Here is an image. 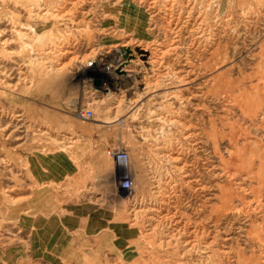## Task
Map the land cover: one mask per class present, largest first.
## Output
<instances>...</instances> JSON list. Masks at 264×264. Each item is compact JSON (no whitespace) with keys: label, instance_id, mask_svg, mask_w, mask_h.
<instances>
[{"label":"rangeland","instance_id":"1","mask_svg":"<svg viewBox=\"0 0 264 264\" xmlns=\"http://www.w3.org/2000/svg\"><path fill=\"white\" fill-rule=\"evenodd\" d=\"M38 1L0 0V264H264V0H44L51 14L35 17ZM40 56L61 76L26 64ZM133 68L139 88L104 91L107 70ZM89 90L122 106L85 108ZM162 128L180 170L146 138ZM115 148L130 154L126 192ZM152 165L169 181L161 212L208 252L131 220L126 197H149ZM42 213L65 223L39 227Z\"/></svg>","mask_w":264,"mask_h":264},{"label":"bare ground","instance_id":"2","mask_svg":"<svg viewBox=\"0 0 264 264\" xmlns=\"http://www.w3.org/2000/svg\"><path fill=\"white\" fill-rule=\"evenodd\" d=\"M43 1L44 0H39L38 2H42V3H38L37 4V7H33L30 9V14H32L33 16L35 17H43L44 15H48L50 13V10L48 9V7H45L44 4H43ZM65 6V5H64ZM43 13V11H45ZM57 10V9H56ZM60 14H61V11L59 10L58 11ZM57 13V12H55ZM51 14V13H50ZM214 24V23H213ZM16 27V33L21 37V38H29V31L31 27L27 26V25H23L22 23L21 24H17V26H14ZM23 29H27V30H23ZM7 42V41H6ZM4 42V43H6ZM24 43V42H23ZM25 44L28 46L30 44H28V42H25ZM23 44V46L25 45ZM5 45V44H4ZM32 46V45H30ZM22 47V46H21ZM47 47V46H46ZM52 48V47H51ZM7 53V52H6ZM107 53H110L107 52ZM97 54V53H96ZM7 55V54H6ZM50 55V54H49ZM55 55V54H54ZM50 58V57H49ZM52 58V57H51ZM49 60V59H48ZM47 60V56L44 57V56H40L38 57L37 59H30V60H26L28 61L29 63H26L28 65H32V64H35V63H40V64H44L45 63H49V66H45V70L47 71L46 67H49V70L52 72V73H55V75L59 76L60 73L64 68H63V65H61L59 62H58V59L57 60ZM62 63V62H61ZM90 66H94L95 69H101V67H99V60L97 57H94L93 58V61L90 63L87 62L86 65H84L82 69H84V73L85 75L87 73H89V70ZM81 67V66H79ZM133 67V66H132ZM135 67V66H134ZM6 70V69H5ZM44 70V71H45ZM65 70V69H64ZM7 71V70H6ZM8 72V71H7ZM10 72V71H9ZM131 74L129 76H117L114 72L110 71V70H107V74H105V78H106V85L109 87L107 88H104L105 92H109L111 93V91H115L118 90V88H121L119 86H123L125 83H128V89L130 88H134L135 89L138 87L141 86V79H139V73H140V70L138 68H133V70L130 71ZM2 74V73H1ZM47 74H49L47 72ZM6 76V75H5ZM4 76V77H5ZM61 76V75H60ZM139 79V80H138ZM0 82L6 84L7 86H10V84L8 85L6 83L5 80H0ZM25 82V81H24ZM28 82V81H27ZM155 86V85H154ZM87 87V86H86ZM113 87V89H112ZM156 87V86H155ZM155 87H152L151 85L148 87L149 90H152V91H155L156 88ZM127 90V89H126ZM131 91H133L131 89ZM130 91V92H131ZM138 91V90H137ZM129 92V93H130ZM88 95V101H87V104H86V107H91V106H101L103 103L105 102H110L111 105H115L114 106V109L118 110L119 111V108L122 106L120 100H117L114 96H109V97H105L103 98L102 100H96L94 99L92 96L94 93H92V90H89V91H85V95ZM102 94V93H100ZM107 94V93H106ZM114 95V94H113ZM118 95V94H117ZM133 95V94H132ZM131 95V96H132ZM98 96V94H97ZM99 97V96H98ZM96 97V98H98ZM140 95L137 94L136 95V98H134V100L132 101V107L133 109L134 108H137L138 105H139V102L141 101L140 100ZM86 98V99H87ZM132 98V97H131ZM125 101V100H124ZM85 106V105H84ZM89 109V108H88ZM98 109V108H97ZM84 111V108L83 110ZM153 115L152 117L155 119V120H160L162 121L165 125L167 124L168 126H175V127H179L180 126V123L179 121L177 120H174L170 117H168L167 115L164 116L162 112H159V111H152ZM16 114V113H15ZM14 114V115H15ZM6 115V114H5ZM9 114H7L8 116ZM13 115V116H14ZM22 114L20 115H16V117H21ZM83 116V115H82ZM15 118V117H14ZM20 121V120H19ZM163 129V128H162ZM165 129L161 130L160 131V136H157V137H153L152 135L150 134H146V138L150 140V142L153 144V146L155 147V151H156V157L159 161H161V163H165V162H175L176 165L174 166L176 169L180 170L181 168L178 167V162L180 161V158L179 157H176L173 155V145H172V142H171V138H168V137H164L163 133H164ZM169 132V131H168ZM170 136V135H169ZM65 146V145H64ZM175 146V145H174ZM66 150V148H65ZM137 159V158H136ZM148 159V158H147ZM146 159V160H147ZM147 162V161H146ZM145 166H146V163H144ZM150 165V164H149ZM164 165V164H163ZM139 166V165H138ZM147 167V166H146ZM145 167V169H146ZM150 169L148 170V173H147V177H148V187H149V190H150V195L148 198H142V199H138L136 200V196H134V199L130 198V195L126 197L127 201L131 200L130 202H132V204L130 205V208L131 209V213L132 215H130L131 217V220L132 221H135L137 216L139 215L140 218H142V225H143V233H154V232H158L159 230L167 233V237L170 239H173L175 238L177 235L178 237H176L175 239L180 241L182 240L181 243H183V246H187V250H198V251H204V252H208V248L210 247L209 245H206L205 247H200L196 241L197 239H193V237L191 236V232H186L184 230V232L182 231V228H180V222L178 223V221H176L174 219V217H167L166 215H163V213L161 212V205L164 204V200H163V196H162V190L164 189V186H168V183L169 181H167L168 179V176L167 174L164 173V169L161 170L162 166L158 167V166H154L152 165L149 166ZM142 168V167H141ZM125 169L124 166H120L118 168V171H119V175H120V172ZM183 170V169H182ZM130 171V169H129ZM141 172V171H140ZM182 172V171H181ZM139 175V174H138ZM144 177V176H143ZM141 180V179H140ZM147 182V181H146ZM141 183V182H140ZM133 186H134V182H133ZM133 186L130 188L132 189ZM139 187V186H138ZM147 188V187H146ZM120 190L126 192L127 190H130V189H123V188H120ZM140 189V188H138ZM142 190V189H141ZM142 192V191H141ZM144 192H146V190H144ZM143 194V193H142ZM145 194V193H144ZM231 196V195H230ZM233 197V196H232ZM231 201V199H230ZM234 201V200H233ZM234 208V207H233ZM186 229V228H185ZM181 231L183 233H181ZM191 238V239H190ZM168 243L170 241H167ZM167 242L165 243V241H160L159 243L163 245V243L167 244ZM208 243V242H207ZM180 245V243H179ZM181 247V246H180ZM179 247V248H180ZM212 247V246H211ZM159 248V247H158ZM185 249V247H184ZM178 250V249H177ZM211 250V249H210ZM215 250V249H214ZM199 252V253H200ZM182 253V252H181ZM184 253V252H183ZM182 253V254H183ZM220 253V252H219ZM217 254V253H216ZM184 255V254H183ZM214 255V254H213ZM212 255V257H213ZM182 256V255H181ZM217 256V255H216ZM212 259V258H211ZM207 260L206 262H202L203 264H219L217 261L219 260ZM168 262V261H167ZM201 263V264H202ZM170 264H188L187 262L186 263H180L178 261L176 262H173V263H170Z\"/></svg>","mask_w":264,"mask_h":264},{"label":"built area","instance_id":"3","mask_svg":"<svg viewBox=\"0 0 264 264\" xmlns=\"http://www.w3.org/2000/svg\"><path fill=\"white\" fill-rule=\"evenodd\" d=\"M85 116H93V111L91 109H87L86 111L81 112ZM113 160L118 163L119 166H124L127 169H124L121 171L120 174H123L120 176V188H123L125 190L130 189L133 186V179L128 175V173H125V171H128V167L130 165V154L125 149H118L115 148L111 151Z\"/></svg>","mask_w":264,"mask_h":264},{"label":"crops","instance_id":"4","mask_svg":"<svg viewBox=\"0 0 264 264\" xmlns=\"http://www.w3.org/2000/svg\"><path fill=\"white\" fill-rule=\"evenodd\" d=\"M40 206H41V204H39V207L38 208H40ZM32 210V209H31ZM58 216V217H57ZM37 218L35 219L36 221H38V220H40L41 221V224L40 225H38L39 227H43V224H44V219H47V218H49V219H54L55 220V218L57 217V219H56V221H58V220H61V221H63L64 223H65V221H64V219L62 218V215H60V213L57 215L56 213H52V214H41L40 216H36ZM54 217V218H53ZM61 218V219H60ZM35 221V222H36ZM61 225H62V222H61ZM57 228H58V231L59 230H61V227L60 226H56ZM63 227V226H62ZM63 228H66V227H63ZM44 230H45V232H46V229L44 228ZM68 230V229H67ZM47 236V235H46ZM57 236H59V235H57ZM64 238H65V236H62L61 237V241L62 240H64ZM61 246V245H60ZM57 247V246H56ZM59 246L57 247V249L55 248V250L56 251H58L59 249Z\"/></svg>","mask_w":264,"mask_h":264}]
</instances>
